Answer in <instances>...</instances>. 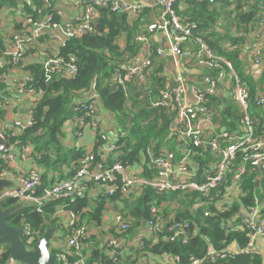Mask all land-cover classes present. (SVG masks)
Segmentation results:
<instances>
[{
    "label": "built area",
    "instance_id": "2783aa9c",
    "mask_svg": "<svg viewBox=\"0 0 264 264\" xmlns=\"http://www.w3.org/2000/svg\"><path fill=\"white\" fill-rule=\"evenodd\" d=\"M21 8H28L33 15L25 16L21 29L15 31L6 41L0 51V69L6 66L18 67L24 60L27 49L32 46L31 57L39 59L35 50L45 33H49V43L53 45L52 52L41 51L39 59L42 78L50 83L58 78H74L78 72L77 60L74 56L67 59L59 55V49L64 47L67 40L78 38L94 32L93 22L98 16L99 9H109L114 13L130 16L138 15L145 6L132 3L129 0H14ZM65 1L73 9L80 10L73 20H62L63 11L57 9V2ZM180 0H155L146 8L158 9L157 21L147 26L149 35L160 34L163 39L161 47L148 52L139 62L135 55L123 52L111 78V83L120 88L125 97L131 82L144 89H149L151 69L154 60L170 56L175 73L172 81L163 84L155 91L150 89L148 101L151 108L163 109L171 116L168 126L170 135L176 136L182 145L179 156L166 149L155 155L152 149L146 148L141 164L122 163L116 159L120 151V141L125 133L116 125L105 128L102 118V108L98 96L93 93L88 99H78L73 103L76 113L67 121L73 136L83 140L85 132L91 133L99 148L95 154L87 153L76 164L69 168V178L58 180L50 187L42 188V175L38 169L15 176L9 166L16 161L26 162L32 151L31 144L23 143L19 138L34 125L33 109L36 101L44 95L42 88L35 86V81L29 73L21 76L2 78L3 91H0V141L8 144L6 153L0 154V181L14 180L15 187L4 189L0 193V202L17 200L33 204L37 210L48 201L69 199L75 201L85 196L91 187H99L108 198L116 194L120 198L134 201L142 195L145 189L156 194L172 193L199 194L205 201L194 205V210L211 203L216 209L229 210L233 201L240 195V183L250 166L260 174L264 173V136L255 135V121L249 113V88L239 79L232 64L215 53L199 35L198 25L183 19L175 9ZM214 11L248 13L251 10L250 0H201ZM254 23H240L232 30V36L239 40L238 50L245 60H250L251 67L263 73L264 68V0L258 1L255 9ZM222 20V18H220ZM145 34H137L135 42L144 45ZM195 59L199 65L208 70L217 71L215 77L206 76L200 87L189 84L182 72L183 61ZM228 79L232 84L233 99L240 109L242 117L239 129L229 133L224 129L217 131L210 111L211 98L217 96L220 83ZM94 88V85H93ZM153 92L156 94L152 99ZM30 100V106L25 118L4 117L3 112L12 102L11 94ZM72 99V97H70ZM255 106L264 111V92L255 98ZM106 119V118H105ZM107 120V119H106ZM41 131L37 132L40 135ZM191 147L207 151L213 155L207 165V170L201 174L199 181L197 169L193 166ZM146 172H152L146 177ZM216 193V194H214ZM214 194V195H213ZM214 198V199H213ZM213 199V200H212ZM264 204L255 197L254 206L243 214L240 231L247 232L248 243L245 249H239L235 243L226 250L216 251L208 245L206 256L202 260H191L190 264H201L208 261L218 264L227 256L237 254L263 255L264 247ZM69 221L64 229L67 249L52 254L55 264H87L84 252L88 238L86 227L81 225L77 217L68 212ZM208 211L203 212L208 217ZM171 218V217H170ZM132 228V223L125 221L120 214L113 217L109 228L116 236L108 238L105 250L109 252L112 264H122V251L125 246L124 235ZM188 220L175 221L165 217L162 208L153 203L149 208V218L144 221V230L152 244L159 242L180 241L186 245L190 238L200 231L192 230ZM234 230H237L234 228ZM230 230V231H234ZM25 236L31 240L40 238V231H32L25 226ZM159 262L151 256L142 259L138 264H179L178 257L169 258L162 255ZM7 264H21L8 259Z\"/></svg>",
    "mask_w": 264,
    "mask_h": 264
},
{
    "label": "trees",
    "instance_id": "16d2710c",
    "mask_svg": "<svg viewBox=\"0 0 264 264\" xmlns=\"http://www.w3.org/2000/svg\"><path fill=\"white\" fill-rule=\"evenodd\" d=\"M250 1H252L250 12L242 13L238 10L233 13L234 16L229 12H223L224 8L218 12L210 10L201 0H180L179 3L183 9L180 11L177 6L175 9L183 19L198 25L199 35L209 48L215 55L230 62L239 79L249 88V113L256 123L254 133L258 137H263L264 111L257 108L254 103L258 90H256V84L252 77L245 72V62L242 53L238 50L239 40L232 36V30L236 29L240 23H254L256 4L260 0ZM17 5L14 0H0V14L16 8ZM23 13L24 16L33 15V12L28 8H23ZM149 13V9H143L138 14V18L131 20L126 14L114 13L109 9H99L98 16L92 24L94 32L69 39L64 47L59 49L61 57L67 59L69 56H74L76 58L78 72L74 78H58L50 83H45L39 61L20 62V65L24 67L23 71L29 73L34 79L35 86L44 90V95L36 101V106L33 109V127L19 138L25 144H32L34 152L40 154L37 165L45 171L42 176V188L38 190L39 195L43 189L50 187L54 182V180L48 179V173L61 172L63 167L76 164L87 153L95 154L99 148L98 143L94 142L90 152L83 148L66 149L62 141L64 124L76 114L73 111L74 101L88 99L93 93L98 96L102 110L108 114L110 119L117 122L118 129L126 135L120 141L121 148L118 157L116 156L118 161L123 164H141L145 150L149 147L155 155L161 154V150L166 149L179 156L183 144L178 141L176 136H171L168 131L171 116L163 109L151 108L148 101L149 95L146 94L150 89L155 91L163 86L162 78L156 76L159 70L152 76L149 89H144L131 82L128 86L127 97L120 88H116L111 83V78L123 52H129L132 55L138 53L140 46L135 42V36L137 32L141 31L140 25L149 20ZM222 15H227L226 23L223 22L225 26L218 21ZM21 24L18 23L15 26L16 29ZM49 37V33H45L41 42L47 41ZM122 45H124L123 49ZM33 46H37V44L34 43ZM3 49V42L0 38V51ZM33 51L32 46L29 47L25 58ZM10 68L12 67L6 66L0 69V91H3L2 78ZM205 74L215 77L217 71H210L206 68ZM262 83H264V68ZM155 95L154 92L151 95L153 100ZM216 101V97L211 98L209 108L214 117L213 121L217 131L220 129L229 133L238 131L242 113L235 102L227 100L220 103L224 105V108L220 110ZM38 131H41L40 135H37ZM190 149L193 166L197 169V179L201 181V174L207 170L208 162L213 160V155L209 150L202 151L193 147ZM152 174V172H146L145 176L149 178ZM256 183H258V187H256ZM255 197L264 204V173L260 174L250 166H246V173L240 183V195L235 198L229 210L216 209V206L211 203L207 204V210L203 208L204 205L194 210L195 204L205 201V198L199 194L193 193L184 196L178 193L156 194L150 189H145L142 195L135 198L134 201L123 199L125 200L124 209L121 212L127 220L134 221V228L139 229L142 227V221L149 218L150 206L156 202V205L163 209L169 222L171 218L175 221L188 220L191 222L192 228H197L200 232L190 238L186 245L180 241H162L152 244L148 240H143L141 250L137 252L139 255H151L153 258H160L165 254L169 258L178 257L179 264H190L192 259L202 260L206 256L208 245H211L216 251L226 250L235 243L239 249L246 248L247 232L240 231L239 227L244 212L254 206ZM118 200L121 199L114 196L108 201L116 202ZM106 204V197H100L91 208L87 196H84L75 201L69 199L48 201L40 208V211L33 204H20L14 199L3 202L2 208L17 207L15 212L6 218L9 226L13 228L28 226L32 231H40L41 237L47 229L59 227L60 217H57V213L60 211L79 216L80 221L87 223V227L100 225ZM170 205H173V209L170 208ZM174 209L175 214L170 215ZM204 211H208L210 215L204 217ZM82 221L81 225L86 227ZM22 241L25 247L31 250L35 247L38 238L31 240L24 236ZM9 257V247L0 246V264H6ZM112 263L113 260L102 254L97 248L91 250L87 261V264ZM131 264H135V262ZM201 264L210 263L203 261ZM218 264H264V247L262 256L237 254L227 256Z\"/></svg>",
    "mask_w": 264,
    "mask_h": 264
},
{
    "label": "crops",
    "instance_id": "0c3cea01",
    "mask_svg": "<svg viewBox=\"0 0 264 264\" xmlns=\"http://www.w3.org/2000/svg\"><path fill=\"white\" fill-rule=\"evenodd\" d=\"M129 1L132 3H138V4L145 6L144 9H149L146 7H148L149 5H152L155 0H129ZM56 2H57L56 4L57 9L63 11L64 18L62 20L64 21L73 20L78 16V13L80 12V10L78 11L76 9H73L65 1H60V2L56 1ZM17 6L16 8H13L7 11V15L12 17L13 26L11 30L9 31L10 34L8 35V37H1L0 35V38L3 44L9 40L10 36L15 31L21 29L22 27V24L17 29L15 27L18 23H22L25 18L24 13H23V8L19 7V5ZM176 6L178 10L180 11L183 9V7L181 6V3L177 4ZM149 10H150V13L148 14L149 20L146 22H143L142 25H140L141 31L137 32V34L139 35L142 33L146 35L145 36L146 41L144 42V45L138 44L140 46V49L138 53L135 54L137 61L139 62H141L144 59L145 55L148 52L147 49L151 50L153 48L154 50L156 48L161 47L163 43V39L160 34L149 35L146 32L147 26L151 23L156 22L158 15H159L158 9H149ZM152 10H155V11L152 12ZM127 17L133 20V19L138 18V15H135V16L128 15ZM219 18H222V20L218 19V21L226 23L225 21H227V15H222ZM52 47L53 45L49 43V39L45 42H40L35 49L37 51V54L39 55V59L42 54L41 51L52 52L53 50ZM123 48H124V45H122V49ZM39 59L34 60L30 54L27 58H24L23 61L24 62L34 61L35 62V61H39ZM244 62H245V72L252 77L253 82L256 84V90H258V93H257V96H258L264 92V85L261 84V78H262L261 73L258 70L253 69L250 66L251 65L250 60H247V59L245 60V57H244ZM23 68L24 67H22L21 65H19L16 68L14 67L10 68L8 72L4 75V78L6 76L8 77L21 76L23 73H26L23 71ZM157 70H159V72L156 74V76H158L159 78H162L164 83L168 81H172L175 70H174L173 64L171 62V59L168 53L163 58L153 61L151 76H150V83H151L152 76L154 75L155 72H157ZM205 71H206V68L203 65H199L193 58L183 61L182 72L184 73L185 79L189 84H194L200 87L202 79L206 76H210V75H206ZM10 97L12 98V102H10V104L7 106V109L3 112L4 117H7L8 119L25 118V114L28 111L29 106H30V100H28L25 97H17L13 93L11 94ZM216 100H217L216 105H219L218 107L220 108V110L224 108V105L220 103L225 102L227 100H232L234 102L232 84L230 81H228V79H225L220 83V88L216 96ZM103 116L107 120L103 118ZM102 118L105 122V128H111V126L113 128L114 125L117 126V122L113 120L112 118L110 119L108 114L104 111L102 112ZM62 141H63V146L66 149L83 148L87 152H90L93 148L94 138L91 135V133L85 132V136L83 140H77L73 136L72 131L69 133L68 129L67 130L63 129ZM31 147H32V151L26 162H21L18 160L14 164H11L9 166V170L12 172V174H15V176H18V175L25 176L28 173V171H30L31 169H38V171L43 176V173L45 170L37 165V161L40 159V154L34 152V147L32 144H31ZM70 167L65 166L62 168L61 172L59 171L54 174L48 173V179L51 181L54 180L53 184L58 180L66 179L68 176H70L69 174ZM10 181H11L10 187H15L16 183L14 182V180H10ZM85 196H87L91 208L94 207L95 201L98 200L100 197H106V200H107L106 207L104 208V211L102 212V216H101L102 221L100 225H97V226L89 225L87 227V223L81 220L82 223L86 224V227H87L86 229L88 231L87 232L88 238H87V241L85 242V247H84V252L87 256V261L90 257L91 250L93 248L99 249V251L102 254L109 257V252L105 250V245H106L108 238L116 236L109 229L112 225L113 217L116 214H120L124 218L125 221H129L125 218V216L121 212L124 209L123 203L125 200L120 198L119 194H116V196H118V198H120L121 200H118L116 202L115 201L109 202L108 200L110 198H108L105 194H103L99 187H91L89 191H87ZM19 203L26 204L23 202H19ZM173 214H175V209L174 211L171 212L170 215H173ZM68 216H69L68 212L60 211L57 213V217L58 218L60 217V222L58 223L59 227L57 229H54L55 232L50 241L49 249H50L51 254L56 253V252H62L67 249L66 236H65L64 229L69 221ZM76 217L79 223L81 224L80 217L79 216H76ZM129 222L132 223V228L131 230H129V232L126 235L123 236L125 239V246L122 251V255H123L122 264H131L132 262H135V264H138L140 260L151 257V255L145 256V255H139L137 253L138 251L141 250V246L143 245V240H148V241L150 240L148 239V235L146 234V231L144 230V221H142V227H140L139 229L134 228V225H133L134 221H129ZM154 259L157 262L160 261V259L159 260H157L156 258Z\"/></svg>",
    "mask_w": 264,
    "mask_h": 264
},
{
    "label": "water",
    "instance_id": "95a60500",
    "mask_svg": "<svg viewBox=\"0 0 264 264\" xmlns=\"http://www.w3.org/2000/svg\"><path fill=\"white\" fill-rule=\"evenodd\" d=\"M7 149L8 144L0 141V154L6 153ZM10 186V182L0 181V193ZM256 187H258V183H256ZM16 209L17 207L3 209L2 202H0V246H8L10 258L21 264H55V258L49 249L54 229L46 230L36 242L34 249L28 250L22 241L26 235L25 226L13 228L6 222V218L12 215Z\"/></svg>",
    "mask_w": 264,
    "mask_h": 264
},
{
    "label": "rangeland",
    "instance_id": "374dc122",
    "mask_svg": "<svg viewBox=\"0 0 264 264\" xmlns=\"http://www.w3.org/2000/svg\"><path fill=\"white\" fill-rule=\"evenodd\" d=\"M221 25L225 26L223 22H221ZM12 26H13L12 17L7 15V12H2L0 14V35L1 37H8V35L10 34L9 31L11 30ZM262 84L264 85V83ZM63 129H66V130L68 129L69 133L71 132V129L69 128V125L67 122L64 124ZM172 207L173 205H170V208Z\"/></svg>",
    "mask_w": 264,
    "mask_h": 264
}]
</instances>
